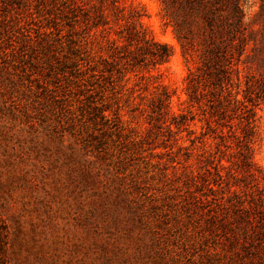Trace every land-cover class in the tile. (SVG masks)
Listing matches in <instances>:
<instances>
[{"label":"rangeland","instance_id":"obj_1","mask_svg":"<svg viewBox=\"0 0 264 264\" xmlns=\"http://www.w3.org/2000/svg\"><path fill=\"white\" fill-rule=\"evenodd\" d=\"M239 2L247 112L190 98L161 0H0V264H264V0ZM132 13L166 61L127 63Z\"/></svg>","mask_w":264,"mask_h":264},{"label":"trees","instance_id":"obj_2","mask_svg":"<svg viewBox=\"0 0 264 264\" xmlns=\"http://www.w3.org/2000/svg\"><path fill=\"white\" fill-rule=\"evenodd\" d=\"M116 15L119 0H101ZM178 38L183 53L190 54L199 50V65L196 72L187 76V88L190 90V98H195L198 90V81L204 78L214 87L210 90L212 96L208 99L211 108H246L252 107L243 104L232 95L228 88L231 73L237 72L236 63L241 55H248L247 48L258 40L256 34L249 32L243 23V13L239 0H161ZM99 8L96 16L106 22L107 16ZM138 14L132 13L126 22V31L122 35L126 40V61L128 64H160L171 55V47L155 40L145 34L141 25L137 23ZM135 44L133 48L130 46ZM260 54L264 51V45L260 46ZM256 92L264 94V80L262 76L256 78ZM253 84V83H252ZM252 84H246V90L254 89ZM218 87V88H217ZM258 90V91H257ZM215 93V94H214ZM250 95V94H249ZM214 96V97H213ZM159 102L168 99L167 92L159 97ZM224 109L220 112L223 113ZM253 112L246 113V123L251 125ZM256 213L259 225L264 227V202L260 199ZM258 226V224H256ZM259 231V229H256ZM255 229L251 231L253 232ZM256 231V232H257ZM261 231H263L261 229Z\"/></svg>","mask_w":264,"mask_h":264}]
</instances>
